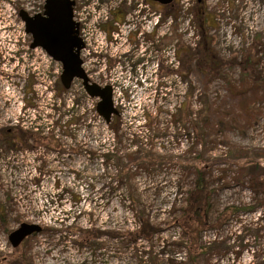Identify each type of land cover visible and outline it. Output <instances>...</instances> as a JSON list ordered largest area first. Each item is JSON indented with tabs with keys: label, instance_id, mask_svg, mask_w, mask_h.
<instances>
[{
	"label": "rangeland",
	"instance_id": "rangeland-1",
	"mask_svg": "<svg viewBox=\"0 0 264 264\" xmlns=\"http://www.w3.org/2000/svg\"><path fill=\"white\" fill-rule=\"evenodd\" d=\"M194 1L187 0L186 8L180 0L156 4L152 11L168 14L153 25L135 0H100L111 8L105 24L111 56L115 46L123 50L127 42L134 45L126 58H108L104 77H90L112 86L118 112L111 121L120 139L112 140L110 127L95 112V101L86 98L75 79L71 89L53 96L48 88L34 102L38 107L28 106L14 122L30 134L53 139L55 149L41 146L37 155L9 145L2 132L19 109L6 108L7 75L19 77L22 69L30 68L21 67L19 58V66L10 70V54L29 38L18 12H37L44 0H0V264H153L151 256L154 264H187L188 249L170 244L183 240L182 230L169 222L173 205L176 210L185 205L196 179L195 169L183 166L185 158L203 167L210 191L196 264H264V191L255 192L252 169L241 168L247 156L264 157V100L248 103L255 89L239 65H228L216 77L205 76L194 64L169 65L173 53L179 61L180 51L194 48L198 40L186 14ZM201 1L218 56L240 61L250 52L264 72V0ZM146 25L150 27L142 29ZM145 42L146 53L159 68L156 78L148 77L141 85L134 70L140 62L139 45ZM53 68L47 60L38 70L42 84L49 82L55 89ZM229 84L243 93L230 95ZM34 92L32 86L26 90L28 102L36 97ZM187 104L191 119L194 113L199 118V136L192 123L173 121L172 113ZM137 150L134 156L148 152L158 161L130 164L127 155ZM103 154L121 159L107 161ZM233 156L241 157L236 162ZM125 166L129 172L121 177ZM263 180L262 175L257 178L259 184ZM222 212L227 217L219 224ZM140 216L158 230L149 240L124 234L136 229ZM21 222L36 223L41 230L21 242L18 260L8 261L13 251L8 235ZM80 229L102 234L83 237L76 232Z\"/></svg>",
	"mask_w": 264,
	"mask_h": 264
},
{
	"label": "trees",
	"instance_id": "trees-1",
	"mask_svg": "<svg viewBox=\"0 0 264 264\" xmlns=\"http://www.w3.org/2000/svg\"><path fill=\"white\" fill-rule=\"evenodd\" d=\"M202 1L195 0L192 6L189 8L188 12H186L187 16L190 17V21L192 26L195 29L196 36H198V40L195 43V47H187L185 50H181L179 53V64L180 67L190 66L194 64L195 67L205 76L207 77H216L222 75L223 70L228 65H239L241 68L242 75L246 77V81L251 84V86L255 89L251 100L248 103H252L254 101L264 100V72L258 68L259 62L252 59V54L247 52V54L242 56V60L237 61L235 57L225 60L224 58L218 56L217 52L214 50L212 45V38L208 34V24L206 22L207 16L204 10L201 8ZM168 12L163 13L162 17H166ZM59 92L63 90V88L57 84ZM228 92L230 95H241L243 93V89L240 87L233 86L229 84ZM247 104V103H245ZM191 115H193V111L190 108V105L187 104L184 108H179L176 113H172L173 121L179 120L182 123H192L193 126L197 129V136H199V126L196 122L198 118L197 114L194 113V120L191 119ZM114 137H117V140L120 139V136L117 134L118 126L113 122V120L108 124ZM4 138H7L5 131L2 132ZM1 134V135H2ZM19 134L24 141H27L30 134L27 131L19 130ZM15 135L11 138H7L8 140H13L19 146H22V143L17 141L16 138L13 139ZM130 141L136 143L134 139L130 138ZM137 153H140V150L133 152V154H128L127 158L129 159V163H151L154 158H151L147 153L142 152L138 156H134ZM107 161L110 159H114L119 161L121 158L119 156H109L108 154H103ZM235 158L234 161L238 162V159L241 156H233ZM156 161V160H154ZM158 161V160H157ZM156 161V162H157ZM182 164L186 168L193 167L195 169L196 179L192 188L187 190V196L185 198V205L178 210H176L175 205H173L171 210V219L170 223L176 227H179L182 230V239L180 241H172L170 242L173 246H184L188 249V263L187 264H196V256L199 253L200 245H199V232L204 227L206 221V212L208 211V199L210 191L206 189L204 185L203 179V167H200V164L194 159H181ZM241 168L249 166L253 173L251 180L253 181L252 188L256 192L258 189H262L264 191V180L259 184L257 178L260 176H264V157L257 158L252 156H247L244 159V163L241 164ZM244 169V168H243ZM129 172V168L125 166L120 171V175L126 176ZM259 187V188H258ZM132 201V198H131ZM133 202V201H132ZM252 208L250 207L249 210ZM230 213H234L233 208H229ZM3 209L0 207V217L3 215ZM177 212V213H176ZM227 217L226 212H222L220 217L217 218L219 224L224 221ZM81 232L80 234L83 237L97 238L102 234L101 231L95 232L90 229L85 230H77L76 232ZM158 232L157 228L151 225V223L140 216L139 223L136 226V229L132 231H127L124 234L126 236H133L136 238H142L145 240L151 239L153 234ZM94 234V235H93ZM20 245L13 248V251L10 253V259L8 261L18 260L21 256L20 250L18 249ZM151 261L154 264L155 256H151Z\"/></svg>",
	"mask_w": 264,
	"mask_h": 264
},
{
	"label": "water",
	"instance_id": "water-1",
	"mask_svg": "<svg viewBox=\"0 0 264 264\" xmlns=\"http://www.w3.org/2000/svg\"><path fill=\"white\" fill-rule=\"evenodd\" d=\"M151 1L169 4L173 0ZM73 4L72 0H44L42 14L30 16L24 9L18 13L24 24V32L32 38L31 47H42L48 56L61 64L62 86L67 89L74 78L80 79L85 92L98 99L96 112L108 124L112 115L118 112L113 105L112 89L110 85L99 86L90 82L81 67L80 49L83 42L78 35V24L73 20ZM40 230L41 226L36 223L21 222L8 235L10 245L17 247L27 236Z\"/></svg>",
	"mask_w": 264,
	"mask_h": 264
},
{
	"label": "built area",
	"instance_id": "built-area-1",
	"mask_svg": "<svg viewBox=\"0 0 264 264\" xmlns=\"http://www.w3.org/2000/svg\"><path fill=\"white\" fill-rule=\"evenodd\" d=\"M135 1L138 3V11H142L143 13V18H145L148 15L149 17L152 18L153 25H155L159 21L160 14L159 13L156 14L155 11L150 10V7L148 6V4L144 3L143 0H135ZM180 2L183 3L184 8L188 7L189 5L187 0H180ZM74 3H75L74 19L79 24V35L84 43V46L81 49V58L83 60L82 67L89 78L94 74L95 75L101 74L104 77L105 74L108 72L107 71L108 58L114 57L118 59H122V58L124 59L126 58L125 54L130 53L134 45L130 44V42H127L123 50H117L118 48L115 46L113 48L114 51L111 56L110 50L112 48V44L111 42H108L107 31H105L102 28V24L105 23L110 18V12H111L110 6L105 3L100 2V0H74ZM145 27L148 29L150 26L149 25L142 26V29H146ZM139 35H141V33H139ZM142 43H140L139 49H138L139 55H140V60H139L140 62L136 65L137 68L135 67V70H134V73L137 76L135 81H140L141 85L146 83V79L148 77L153 76L154 78H156V76L158 75L157 71L159 68L158 61L151 59L150 54L146 53L148 44H146L145 42V46H143ZM136 50L137 49H135L134 51ZM47 60L51 62L53 65H55V68H53L52 71H50V73H52L53 79L55 78V81H56L59 75V72H60V65L57 62L53 61L49 56H47L45 52H43L42 55H40L39 57V63L41 64L39 67L40 69H41V66L43 68V63L44 61L47 62ZM168 63L171 67H175V68L178 67L179 61L176 59V56L174 55V53L173 55L169 57ZM108 70L110 71V69ZM126 73L127 75H130V70H126ZM96 83H98L99 85H105L106 82H103V83L96 82ZM71 86L69 89H71ZM48 88H50L48 92L49 96H53L54 94H57L56 86L54 89L53 85L50 84L49 82L47 84H42V79L36 89H38L39 93L42 94L46 92ZM80 90H83L81 83H80ZM85 96L87 99H90L92 101L94 100L96 103L97 99L91 98L87 95ZM94 105H91V106L94 107ZM23 113L18 111V113L13 116L14 118L9 116L8 118L11 119L10 120L11 124H14V122H17L18 118L24 115ZM32 127L33 129H35V131L36 129L38 130L37 124H35ZM112 140L114 141L113 134H112ZM27 152H30V151H24V153H27ZM30 153H33V152H30ZM33 157L36 158V156H33Z\"/></svg>",
	"mask_w": 264,
	"mask_h": 264
},
{
	"label": "flooded vegetation",
	"instance_id": "flooded-vegetation-1",
	"mask_svg": "<svg viewBox=\"0 0 264 264\" xmlns=\"http://www.w3.org/2000/svg\"><path fill=\"white\" fill-rule=\"evenodd\" d=\"M146 1H148L151 7L153 8H155L156 4L163 5L158 2L151 1V0H146ZM42 12H43V7L42 9H39L37 12L28 11L27 13L30 16H33L35 14H42ZM26 35L29 36L28 40L22 39L21 43L19 44V48H16L15 53L12 55L10 54L9 56L10 58H12V61H13V64H10V70H12L13 68L15 69L17 66H19V58H21L22 59L21 67L22 66L27 67V65L30 66L29 70L31 71V73H29L28 69L26 70L22 69V71L19 74H18V70L15 71V73L18 74L19 77H12L10 76V74L7 75L8 89H7V98H6V108L9 109L10 111L16 108L17 106L19 108L18 109L19 112H24L28 106L38 107L36 104H34V102L38 103L39 97L41 96L38 89L36 88L38 87V84L41 81V78L39 77L38 69H39V64H40L39 57L40 55H42L43 49L40 46L31 47L32 38L29 34H26ZM17 52L19 53L18 56H16ZM8 61L10 62V59H8ZM27 61L29 62L27 63ZM17 83H19V87H18L19 89H16ZM29 86H32L33 90H36L34 92L36 97L32 99L33 100L32 103L28 102L27 96H25L26 90L28 89ZM9 123L11 124V122ZM19 130L26 131L15 124H11V126L6 127L4 131L6 133L7 138H11L13 135H15L13 139L16 138L17 141L22 143V146H24V149H23L24 151H30V152L38 151L37 155H39L42 152L40 150L41 146H43L44 148H54L55 149V146L52 147L53 139H49L48 134L46 136L40 135V134L30 135L28 140L24 141L19 134ZM8 142H9V145L11 146L16 145L15 142H12L11 144L10 140H8ZM24 240L25 239H23V241Z\"/></svg>",
	"mask_w": 264,
	"mask_h": 264
}]
</instances>
